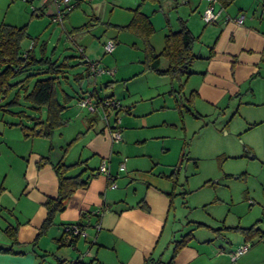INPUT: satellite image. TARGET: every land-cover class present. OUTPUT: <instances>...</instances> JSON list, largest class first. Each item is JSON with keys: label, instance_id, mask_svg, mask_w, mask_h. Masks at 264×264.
<instances>
[{"label": "crops", "instance_id": "1", "mask_svg": "<svg viewBox=\"0 0 264 264\" xmlns=\"http://www.w3.org/2000/svg\"><path fill=\"white\" fill-rule=\"evenodd\" d=\"M3 1L7 10L11 11L8 23L14 25L26 23L29 35L35 33L31 26L34 20L43 21V29L47 21H52L51 14L57 8L51 0ZM72 1L75 6L62 20L61 29L65 28L66 32L68 30L72 32L74 41L84 48L85 56L95 59L100 65L106 58L102 48L103 38H112L115 41L114 50L106 53L109 59L105 63L113 65L115 70L112 79L104 81L106 85L114 87L121 81L125 87L127 86L126 95L130 96L132 93L129 90V83L133 79L149 78L154 82L148 86L152 87V92L147 97L155 95V91H164L163 88H159L160 84L165 82L164 76H159L156 81L152 75L156 73L144 69L143 40L140 35L119 28L126 25L132 17L130 4L121 0H103L99 6L101 14L98 16L92 11V15L83 12L80 9L82 0ZM174 1L182 0H160L159 3L148 1L144 2L141 10L150 16L153 27L155 24L149 42L157 52L163 47L164 35L171 29L173 23L177 24L178 18L186 20L193 34H200V39L196 43H200L202 38L211 43L207 53L201 54L200 58L193 62L194 70L187 78L186 82H190L188 95L190 105L192 104L197 111L205 112L232 102L253 106L254 112L262 108L257 106H264V0H215L214 8L220 10L219 16L216 22L207 24L201 18L202 11L208 4L207 0L196 2L186 0L187 10H193L201 5L199 17L193 16L195 12L187 16V12L178 10L177 20L172 22L168 16L163 15L162 9L166 6L168 9L172 8ZM239 13L244 14L241 23L233 20ZM105 16L108 17L107 20H104ZM3 17L5 16L1 17L0 9V22L4 20ZM47 31L48 29L40 32L43 36ZM42 36L41 43L47 49L48 40H44ZM38 44L39 42L34 45V52ZM72 56L68 62L81 64V67L66 71L67 78L63 77L57 87L58 100H68L64 112L74 104V101L78 102L87 91H91L93 96L97 81L102 79L98 75H93V81L90 76L85 77L88 75L87 66L81 61L80 53L79 58ZM51 59H56L57 62L60 60L54 56H51ZM39 68L45 69L44 66ZM114 81L116 83H113ZM31 85L32 82L28 87ZM134 91L138 93L140 99H144L137 88H134ZM12 94L13 92L0 102V110H11L2 105ZM247 95L252 97L251 101H243L242 97ZM96 96V102L103 98L97 94ZM104 98H113L120 102V107L109 108L111 110L109 113L115 111L117 114L120 108L126 112L120 118V123L124 125L121 129V141H112L105 122L103 126L96 128V119L86 115L80 116L82 111L79 109L74 112L75 114H71H74L82 129L86 127V132L77 130L71 138L64 136L63 128L69 122V116L63 114L67 118V123L53 133L51 143L55 154L51 159L57 160L64 146L76 137L78 140L73 146L82 144L81 154L77 160L86 159V162L72 168L69 173L75 174L85 167L87 171L84 174L90 173L92 169L97 171L101 160L105 158L110 173L115 175V187L109 185L110 180L105 174L97 173L87 187L78 188L67 198L64 209L56 217V222L40 235H37L38 229L46 216L44 201L48 196H56L58 188L57 176L51 164L37 166L41 156L49 151L50 141L41 136H23L20 127L15 124L22 118L15 114L12 119L0 118V264H143L146 257L155 259V253L159 249L158 242L170 215L169 202L163 190L166 189V184H163L165 188L155 186V168L149 166L146 161L144 166H141L144 162L142 158L149 159L151 154L142 153L132 147L149 138L146 132L142 133L135 129L151 128L155 125V120L144 117L155 111V106L137 110V99L133 100L129 107L128 105L132 103L130 100L122 104L114 93L107 94ZM20 101V105L16 106L33 114L28 104L21 98ZM40 113L44 117L45 109L42 108ZM23 121L29 123L25 117ZM255 125L256 123H253L251 127ZM154 136L155 134L150 138ZM70 149L69 147L66 149L64 160ZM93 159L97 164L90 167L89 161ZM121 162H124L123 170L118 169ZM138 179L142 182L137 181ZM259 208L260 215H264V202ZM87 211L91 212L89 216L86 214ZM233 216L236 222L232 217L226 225L227 214L219 218L222 221L219 224L207 212L201 214L200 219H191L189 223L184 222L180 227L173 228L174 230L170 228L169 232L179 231V237L186 232H191L192 235L176 252L172 262L161 260V264H264V240L259 239L257 233L259 231L247 235L240 229H235L249 227L256 223L254 221H259V218L248 220L244 224L241 222V216L238 217L237 214ZM97 220L100 223L99 228L94 226ZM70 224L81 225L86 229V235L75 237L76 235L67 232L65 228ZM172 224H175V219ZM226 230H235L234 242L224 233ZM176 234L177 232L173 233L162 245L164 252L171 245L173 248ZM244 241L250 242L249 249L236 260H232L229 253ZM75 261L78 262L74 263Z\"/></svg>", "mask_w": 264, "mask_h": 264}, {"label": "rangeland", "instance_id": "2", "mask_svg": "<svg viewBox=\"0 0 264 264\" xmlns=\"http://www.w3.org/2000/svg\"><path fill=\"white\" fill-rule=\"evenodd\" d=\"M139 1L121 0V2H126L132 7L139 3ZM196 1L198 0H191V2ZM101 2L103 0H82L80 9L87 14H91L92 11L95 15L99 16L101 14L99 7ZM185 2L186 0H182L174 3V6L169 9L167 6L164 7L162 9L163 15L168 16L172 22L177 20L176 15L179 13L178 10L184 13L187 12V16L195 12L193 16L197 15L199 17V13L202 10L200 8L201 5L200 7L196 6L193 10H187ZM0 4L1 17L5 16L3 17L4 20H2L8 22V19L11 17V11L7 10L3 0H0ZM193 16H191V19ZM43 18L46 21V17L44 16ZM153 18L155 21L154 16ZM107 19L108 17L105 16L104 20ZM172 22L170 23L172 24ZM176 22L177 24H172L171 30L179 27L178 20ZM43 24L44 22L39 20L38 22L34 20V23L31 24L35 30V33L31 36L38 37L39 42L35 46L37 56L40 53L39 47L43 34L40 31L48 29L42 36L44 40H48L47 56L62 59L66 55H74L79 58L76 43H74V39L72 38L73 36L69 37V34L72 33L71 31L68 30L69 33H67L65 28L62 30L60 23L47 21L45 29H42ZM28 31L31 32V30ZM107 39L103 38L104 41ZM205 43L206 45H204ZM22 44L23 48L26 49L27 46H32V41L25 39ZM209 46H211V43H207L202 38L200 43H195L194 51L201 55L207 53ZM105 55L106 61L109 59V56L106 53ZM105 61L100 62V65L109 68L114 73V66L105 63ZM80 65L76 63L74 70L80 69ZM165 65L166 61L161 59L160 66L164 67ZM189 70H194V65H191ZM34 72L35 70L30 68L19 75L17 79H22L25 75ZM86 73H88L87 68ZM152 75L156 81L161 76L157 73ZM88 76L92 78V81L94 80L92 74L88 73L85 77ZM98 76H101L102 79L101 81H97L94 94L91 96L97 105L96 110L91 112L82 107L79 104V100L78 102L74 101V104L64 112V116H69V122L63 128L65 131L64 136L71 138L76 134L77 130L86 132V127L82 129L74 117V112L79 111V109L82 111L80 116L85 117L86 115L96 119V128L103 126L104 122L106 124V121H109L113 125L115 119H120L121 115L126 114L123 108L118 109L117 114H115L114 110H112L114 112L109 113L110 109L120 107L118 100V107L116 108H104L100 105L107 94L112 95L114 93L122 104H125L124 102L129 100L132 102L137 99V110H146L153 105L155 106V111L144 116L155 120V125L151 126V128L140 127L135 129V131L142 133L146 132L149 138L140 144L132 146L133 149L139 150L142 153L147 152L146 154H151L150 158L147 155L149 159L142 158L144 162L142 160L141 162L143 163L141 165L140 162V165L144 166L146 161L149 166L155 168V186L165 188L163 184H166V189H163L165 190L164 194L172 205L165 230L163 231L161 240L158 242L159 249L155 253V258L168 260L172 254V245L165 252L162 249V245L168 241V238L173 233L177 232L175 238H180L178 235L179 231H173L172 233L169 232L170 228L174 230L176 229L175 227H180L184 222L189 223L191 219H200V215L207 212L219 224L222 222L219 218L228 214L226 225L229 224L228 220H231L232 217L236 222L234 214H237L238 217L241 216V222L244 224L248 220L259 218V221L254 222H257L260 229L262 228V231H264V215H260L259 208L262 202H264V106L258 105L257 107L262 108H258L254 112L253 106L232 102L229 105H221L210 111H197L189 103L190 82H186V76L181 77V79H171L167 75H163L165 82L161 83L159 88H163L164 91H155V95L150 97L147 96L152 92V87L148 88V86L154 82L152 79H133L129 83V90L132 93L129 96L128 94L126 95L127 86L125 87L121 81L117 83L114 81L113 83H116L114 87L106 85L107 83L104 81H107L109 78L112 79V74L103 73ZM134 88H137L143 94L144 99H140ZM171 89H174V91H171ZM96 94L103 97L99 102H96ZM242 99L243 101H251L252 97L247 95L242 97ZM74 100H76V94ZM131 104L133 102L128 106L130 107ZM10 109L18 110L20 107L14 106L10 107ZM104 114H107L108 120H106ZM13 116L9 111L0 110V118L12 119ZM253 123H256V125L251 127ZM118 126L121 129L124 126L120 123V120ZM90 133H93V131H90ZM153 134L155 136L150 138ZM77 140L78 138L69 145V149ZM81 145H74L65 156L64 161L70 163L77 160V157L81 154ZM132 152L135 153L134 150ZM96 164V160L93 159L89 161L88 165L93 167ZM137 181L142 182L141 179ZM173 219H175L174 225L172 224ZM219 230L223 232L221 227H219ZM227 230L224 233L232 238L231 240L234 242L235 230ZM259 239L264 240V237H260Z\"/></svg>", "mask_w": 264, "mask_h": 264}, {"label": "trees", "instance_id": "3", "mask_svg": "<svg viewBox=\"0 0 264 264\" xmlns=\"http://www.w3.org/2000/svg\"><path fill=\"white\" fill-rule=\"evenodd\" d=\"M146 1L153 3L160 2V0H140L137 5L131 8L132 17L130 21L124 26H119V28L131 30L142 38L144 69L153 70L159 75H167L171 79H181V77L186 76L185 79L187 81L191 73L189 68L196 59L200 58V55L194 51V44L200 39V34H193L186 20L178 18L179 27L174 30L168 29L167 33L164 35L162 49L158 52L155 51L149 42V38L154 32V27L151 23L150 16L141 10L142 5ZM74 6L75 4L70 0V9L66 12L63 19ZM60 24H62V22ZM26 27V24L18 26L4 21L0 22V102L6 99L11 92H13L12 96L2 106L10 108L20 105L21 98L28 104V108L33 114L29 113L24 108L16 111L2 109L5 111L9 110L10 113L15 114L18 118H22V120H18L15 124L20 127L23 136H41L50 141L49 151L47 154L41 156L37 166L41 167L46 163L51 164L57 176L58 188L56 196H48L44 201L46 216L38 229L37 235H40L56 222V217L64 209L67 198L78 188L87 187L91 178L99 172L98 169L97 171L92 169L90 173L84 174L85 171H87L85 167L75 174L69 173L72 168L86 162V159L77 160L73 163H66L64 161L66 149L72 144L76 137L72 138L64 146L62 154L57 160L53 161L51 159L52 155L55 154L51 143L53 133L56 129L67 123V118L64 117L63 114L66 108L65 104L68 100H58L56 96L57 87L60 85V80L63 77L67 78L66 71L74 69L76 64L68 62V60L73 57L72 55H66L58 62L56 59H51L50 56L46 55V47L43 46L42 43L39 47V56H36L33 47L38 42V37L29 35ZM69 37H72V34H69ZM25 39H30L32 41V46L26 49L23 48L22 44ZM74 43L76 42L74 41ZM76 46L81 45L76 43ZM80 56L81 61L86 66V58H89V56H85V53L83 55L80 54ZM161 59L166 61L164 67L160 66ZM42 66L45 67L44 70H40L39 67ZM30 68H33L35 72L25 75L22 79H17L19 75ZM75 78L77 79L79 77ZM30 82H32V85L28 87ZM171 91H174V89H171ZM42 108L45 109L44 117H42L40 113ZM23 117H25V119L27 118L29 123L24 122ZM171 206L172 205L169 203L168 209H170ZM198 224L202 223L198 222ZM235 229H240L247 235L259 231L257 232L258 237H264V231L258 227L257 222L246 228L235 227ZM191 235V232H186L179 239L174 241L172 254L168 262L173 261L176 252L187 242ZM77 236L78 235L75 237ZM5 249L11 250L10 248ZM76 262L78 261L74 263ZM161 263V259H153L152 257H146L143 262V264Z\"/></svg>", "mask_w": 264, "mask_h": 264}, {"label": "built area", "instance_id": "4", "mask_svg": "<svg viewBox=\"0 0 264 264\" xmlns=\"http://www.w3.org/2000/svg\"><path fill=\"white\" fill-rule=\"evenodd\" d=\"M53 4L57 7L56 11L51 15V20L56 23H61L64 15L70 9V0H51ZM208 4L202 11L201 18L206 23H213L218 19L220 10H215L214 2L215 0H207ZM244 18L243 14H239L238 16L234 17L233 20L237 23H241ZM102 48L104 53H111L115 48V41L112 38L107 39L102 43ZM77 49L80 54H84V50L82 46H77ZM86 66L90 74L96 76L100 74H112V71L109 68L100 66L95 59L86 58ZM91 92H87L79 99V104L82 107H86L89 111L94 112L97 108V105L91 98ZM102 107H111L116 108L118 107V101L113 98H105L101 104ZM107 120V114H104ZM119 118L115 119L114 124L106 123L105 127L108 131V134L112 141H119L121 140V128L118 126ZM125 168L124 162H121L118 166L119 170H123ZM98 172L103 173L106 175L107 179L110 180L109 185L111 187H115L114 179L115 175L111 174L109 171V166L107 160L104 158L101 160L98 166ZM88 216L91 214L90 211L86 213ZM99 220H97L94 224L96 228H99ZM65 230L73 235L85 236L86 229L83 228L81 225L78 224H70L68 225ZM250 242L244 241L240 245H238L233 251L229 253L232 260H236L241 254L245 253L249 247Z\"/></svg>", "mask_w": 264, "mask_h": 264}]
</instances>
